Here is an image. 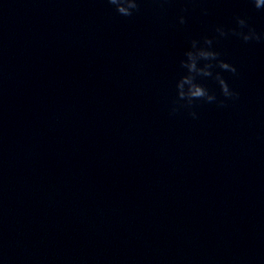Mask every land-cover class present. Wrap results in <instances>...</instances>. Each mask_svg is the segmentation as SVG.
<instances>
[{
	"label": "water",
	"instance_id": "1",
	"mask_svg": "<svg viewBox=\"0 0 264 264\" xmlns=\"http://www.w3.org/2000/svg\"><path fill=\"white\" fill-rule=\"evenodd\" d=\"M206 37L236 72L197 77L216 100L184 106L180 62ZM0 264H264V12L0 0Z\"/></svg>",
	"mask_w": 264,
	"mask_h": 264
},
{
	"label": "clouds",
	"instance_id": "2",
	"mask_svg": "<svg viewBox=\"0 0 264 264\" xmlns=\"http://www.w3.org/2000/svg\"><path fill=\"white\" fill-rule=\"evenodd\" d=\"M107 2L115 7V11L125 17H130L135 11H139V0H107ZM256 9H264V0H251ZM179 23H185V17H179ZM237 25L240 29L247 27L246 21L242 18H237ZM216 32L220 36H225L223 27H217ZM233 34L241 36L242 39L247 42L252 39L259 40L261 37L256 34L254 29H249L247 33L243 31L237 32L235 29L232 30ZM213 40L210 38H204L201 44L200 41L192 40L191 47L185 52V59L181 60L180 64L183 69H186V74L182 75L176 84L177 96L179 100L185 101L184 106L190 107L195 101L203 100L205 102H212L216 100L214 94H210L208 89L201 83L197 82V77H208L212 76V69L219 67L221 70H227L232 73L236 72L234 66L230 65L226 61L220 59V54L212 50ZM199 61H205L202 67L198 66ZM215 79L220 85L221 93L224 97L230 98L235 95L225 79L216 73ZM223 102L221 101V104ZM173 113L177 111L176 108L172 109ZM195 117V113H190Z\"/></svg>",
	"mask_w": 264,
	"mask_h": 264
}]
</instances>
